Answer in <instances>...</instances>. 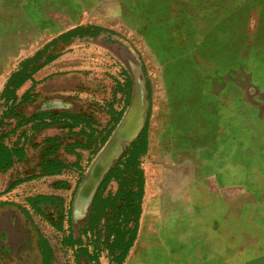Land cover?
Instances as JSON below:
<instances>
[{
  "label": "rangeland",
  "instance_id": "obj_1",
  "mask_svg": "<svg viewBox=\"0 0 264 264\" xmlns=\"http://www.w3.org/2000/svg\"><path fill=\"white\" fill-rule=\"evenodd\" d=\"M86 26L100 28L99 35L68 43L59 39ZM50 44L47 55L75 56L78 61L79 69L70 72L84 78V95L77 96L82 114L106 123L104 106L115 100L114 109L121 110L122 89L130 92L123 117L131 107L137 122L144 115L148 143L142 167L152 188V198L145 202L147 215L159 196L187 199L186 187L196 182L189 141L204 144L212 119H227L230 133L244 135V170L229 169L222 190L228 199L230 264H264V0H0V51L11 50L10 69ZM122 141L96 172L102 150L91 163H82L78 189L87 186L80 197L78 189L73 195L78 181L73 173L38 178L5 193L18 177L35 172L40 141L29 144L33 159L17 166L14 174L0 175V202H7L0 206V264H42L39 234L52 247L54 264H77L74 253L61 246L68 234L64 214L73 199L71 228L77 236L86 223L97 177L128 145ZM42 195L63 204L57 199L33 210L25 202ZM169 204L164 202V210ZM215 204L213 198L214 210ZM237 236L244 244L239 262L232 251ZM80 263L87 264L83 259ZM100 263L108 264L105 253Z\"/></svg>",
  "mask_w": 264,
  "mask_h": 264
},
{
  "label": "trees",
  "instance_id": "obj_2",
  "mask_svg": "<svg viewBox=\"0 0 264 264\" xmlns=\"http://www.w3.org/2000/svg\"><path fill=\"white\" fill-rule=\"evenodd\" d=\"M100 28L94 26L78 27L59 39L68 43L75 38H96ZM110 43V38L106 39ZM53 44L46 45L35 55L17 65L6 79L0 92V174H7L16 165H27L30 161L29 144L32 137L40 131L64 125L69 135H77L80 139L65 146L67 155L75 156V162L60 159L58 152L64 146L58 138L44 137L38 146V160L33 175L14 180L5 193H9L19 185L42 177L60 176L64 171L75 172L78 181L73 195L83 180L84 170L80 166V156L74 152L79 149L95 157L106 145L113 132L121 122L125 109L129 105V90H119L124 106L115 110L113 101L104 106L107 122L96 123L85 114H49L38 112L26 118L18 112L22 105L32 102L35 98L33 75L42 67L57 59V55H47ZM247 85H250L248 77ZM32 82V87L21 97L17 91L26 83ZM241 85V84H240ZM244 87V84H243ZM253 88V87H252ZM118 92H114L113 99ZM147 121L137 136L128 144L119 159L103 176L90 203L86 223L78 230L77 236L71 228V212L73 199L66 215L68 234L62 238L61 246L70 249L77 264L80 259L87 264H101L100 258L105 253L108 264H124L129 251L137 238L139 222L142 215V205L145 196V174L142 167L143 158L147 154ZM78 129V132H73ZM64 149V148H63ZM2 195V194H1ZM0 195V196H1ZM58 198L50 196H35L25 199L33 210L39 206L51 205ZM58 201L63 204L62 199ZM7 202H0L5 205ZM38 249L42 264L53 263V249L49 242L38 235Z\"/></svg>",
  "mask_w": 264,
  "mask_h": 264
},
{
  "label": "crops",
  "instance_id": "obj_3",
  "mask_svg": "<svg viewBox=\"0 0 264 264\" xmlns=\"http://www.w3.org/2000/svg\"><path fill=\"white\" fill-rule=\"evenodd\" d=\"M7 44L10 47L14 45L13 43L11 45V42H7ZM10 52L11 50L9 54L5 52L1 54L2 51H0V56L3 55L2 58L0 57L2 60L0 61L2 64L0 76L4 74L3 77L6 79L10 75L9 73L14 71L12 68L10 69ZM78 69L76 57L65 55L39 69L32 78L34 100L22 105L17 111L26 118L34 116L38 112L82 114L80 111L82 101L77 96L84 95L80 86L84 78L73 71L70 72V70L77 71ZM7 70L9 73L6 76ZM240 72L243 76V70ZM240 84V90H244L243 82L241 81ZM32 85V82H26L17 91V96L21 97ZM229 126L230 123L227 119H212L210 130L207 132L209 139L205 140L204 144H193L189 141V162L194 165L196 182H194V186L190 184L189 187H186L188 190L186 200L181 199L179 195L159 196L158 202L153 206L155 209L150 215H147L145 214L147 212L145 205L152 198V188L150 183L147 185L146 182L137 238L124 264H230L227 226L228 199L223 196L222 190L227 188L224 176L228 175L229 169L240 168L241 172L244 170L245 138L242 134L234 136L229 132ZM73 132H78V129ZM195 132L197 135L196 130ZM44 137H56L59 142L63 143L64 146L58 152L60 159L71 163L76 161L75 156L65 153L67 144L80 139L76 134L69 135L68 129L64 125L53 126L35 134L31 142L36 138L41 142ZM74 152L80 156V166L84 170L82 163H91L92 156L89 152L79 149ZM234 158L237 161L230 163V159ZM32 159L33 157H30V161ZM17 166L20 165H16L7 174H14L18 170ZM71 173L77 175L75 172ZM67 174L70 173L64 171L61 175L67 176ZM212 197L216 199L215 210L212 208ZM160 198L161 202H159ZM166 201L170 204L164 210L163 204ZM236 238V249L232 251L237 255L236 262H239V257L244 255V244L238 236Z\"/></svg>",
  "mask_w": 264,
  "mask_h": 264
},
{
  "label": "water",
  "instance_id": "obj_4",
  "mask_svg": "<svg viewBox=\"0 0 264 264\" xmlns=\"http://www.w3.org/2000/svg\"><path fill=\"white\" fill-rule=\"evenodd\" d=\"M134 110H135L134 107H131L129 112L126 114V116L123 117L122 121L119 123V125L113 132L112 136L110 137L106 145L102 148V152H100L101 154L99 155V158L96 160V168L94 172H96V169H98L97 168L98 166H101V164H104L106 162L105 156L108 155L107 153L109 151L113 150L114 148H117V146L119 145L122 146L121 145L123 142L122 140H125L126 144H130L137 138L140 130L144 126L145 118H144V115L139 116V121L137 122L134 117ZM122 152H123V147L120 148V150L118 151V154L116 155L114 159L110 157L111 159L108 161L107 167H105L103 171L100 173L101 175L100 176L97 175L98 183L94 189L91 200L103 176L113 166V164L119 159V157L122 155ZM86 186L87 184H82V186L78 189L77 193L79 197L85 191Z\"/></svg>",
  "mask_w": 264,
  "mask_h": 264
},
{
  "label": "flooded vegetation",
  "instance_id": "obj_5",
  "mask_svg": "<svg viewBox=\"0 0 264 264\" xmlns=\"http://www.w3.org/2000/svg\"><path fill=\"white\" fill-rule=\"evenodd\" d=\"M122 119H123V118H122ZM121 121H122V120H121ZM141 130H142V129H141ZM141 130H140V132H141ZM140 132H139V134H140ZM139 134H138V135H139Z\"/></svg>",
  "mask_w": 264,
  "mask_h": 264
},
{
  "label": "bare ground",
  "instance_id": "obj_6",
  "mask_svg": "<svg viewBox=\"0 0 264 264\" xmlns=\"http://www.w3.org/2000/svg\"><path fill=\"white\" fill-rule=\"evenodd\" d=\"M224 82V81H223Z\"/></svg>",
  "mask_w": 264,
  "mask_h": 264
}]
</instances>
